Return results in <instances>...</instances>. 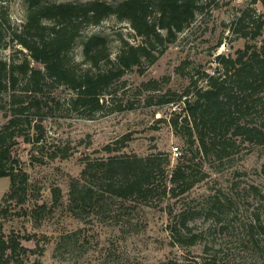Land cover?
I'll use <instances>...</instances> for the list:
<instances>
[{
  "label": "rangeland",
  "instance_id": "rangeland-1",
  "mask_svg": "<svg viewBox=\"0 0 264 264\" xmlns=\"http://www.w3.org/2000/svg\"><path fill=\"white\" fill-rule=\"evenodd\" d=\"M5 4L12 25L23 23L24 0H6ZM246 8L252 9L251 17L263 13L253 0H219L196 15L153 64H144L141 73L136 68L126 72L116 85V101L132 103V109L84 119L64 104L71 95L69 90L52 89L60 106L43 121L41 148L32 152L31 145L22 142L16 147L28 175L29 196L24 205L15 201L5 204L8 216L2 232L17 236L25 247L18 261L10 264H201L211 260L214 264H264V146L235 138V146L220 160L190 154L169 124L184 115L177 97L201 72L213 74L217 55L234 58L247 43L260 45L264 31L255 41L232 32V23ZM87 34L106 37L111 57L120 46L118 35L131 44L139 41L127 22L114 17L86 28L83 35ZM24 55L26 51L14 44L0 47V60L19 61ZM72 55L81 65L79 44ZM154 81L160 89L141 85ZM163 96L175 101L157 105ZM252 119L264 124V119ZM125 135L129 141L116 154L158 155V168L166 175L175 165L177 157L172 150L177 148L178 156L186 153L193 161L195 176L203 173V179L176 198L154 193L146 201L124 203L104 196L98 205L76 208L73 214L68 209L70 180L79 178L86 160L106 158L102 148L118 147L116 142ZM55 148L65 150L68 156L49 159L48 150ZM31 153L36 159L30 158ZM41 156L43 163L35 161ZM155 184H160L159 177ZM8 188L9 180L0 178V203ZM56 188L60 199L54 204L52 190ZM181 212L190 216V233L182 229V239L192 234L199 237L192 246L177 243L171 232L174 226L179 229L175 223Z\"/></svg>",
  "mask_w": 264,
  "mask_h": 264
},
{
  "label": "trees",
  "instance_id": "trees-1",
  "mask_svg": "<svg viewBox=\"0 0 264 264\" xmlns=\"http://www.w3.org/2000/svg\"><path fill=\"white\" fill-rule=\"evenodd\" d=\"M5 1L0 0V47L14 44L26 55L19 61L0 60V178L9 180L0 203V264L18 261L25 253L17 236L2 232L8 216L5 204L15 201L24 205L28 200V175L16 147L22 142L31 145L32 152H38L45 133L43 121L60 106L52 89L64 87L71 92L64 104L80 118L91 120L100 114L132 109V103L116 101V85L126 72L136 68L141 73L144 64H153L196 15L219 0H24L25 19L17 26L10 22ZM255 2L261 5L262 14L251 17L252 9L246 8L232 23V32L248 41H255L264 31V0ZM109 17L127 22L139 38L137 44H131L118 35L120 46L114 57L106 37L83 35L86 28ZM77 44L81 47V65L72 57ZM215 60L213 74L201 72L200 78H192L190 86L177 97L184 115L169 124L185 143L187 153L220 160L235 146V138L264 146V124L252 119H264V37L259 46L247 43L234 58L219 54ZM199 82L203 84L200 86ZM141 85L160 89L156 81ZM173 101L174 98L163 96L157 105ZM128 137L122 136L116 142L118 147L104 146L102 150L108 156L86 160L79 178L70 180L68 209L73 214L76 208L98 205L104 196L124 203L146 201L154 193L176 198L203 179V173L195 176L193 161L186 158V153L177 155L166 175L158 168V155L116 154L129 141ZM48 151L51 160L68 156V152L58 148ZM35 157L30 154L31 159ZM39 158L41 161H35L43 163V157ZM158 177L160 184H155ZM52 195L57 204L60 190L53 189ZM176 219L175 224L180 227H172L171 232L177 243L194 245L198 235L183 240L180 234L182 229L190 233L189 213L181 212ZM201 264L214 263L211 260Z\"/></svg>",
  "mask_w": 264,
  "mask_h": 264
},
{
  "label": "built area",
  "instance_id": "built-area-1",
  "mask_svg": "<svg viewBox=\"0 0 264 264\" xmlns=\"http://www.w3.org/2000/svg\"><path fill=\"white\" fill-rule=\"evenodd\" d=\"M173 154L177 157V155H178V151H177V148H173Z\"/></svg>",
  "mask_w": 264,
  "mask_h": 264
}]
</instances>
